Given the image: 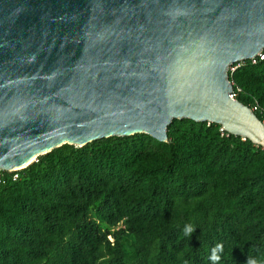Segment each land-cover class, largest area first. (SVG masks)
<instances>
[{
    "label": "water",
    "instance_id": "water-1",
    "mask_svg": "<svg viewBox=\"0 0 264 264\" xmlns=\"http://www.w3.org/2000/svg\"><path fill=\"white\" fill-rule=\"evenodd\" d=\"M262 48L264 0H0V169L182 117L264 146L227 79Z\"/></svg>",
    "mask_w": 264,
    "mask_h": 264
},
{
    "label": "trees",
    "instance_id": "trees-1",
    "mask_svg": "<svg viewBox=\"0 0 264 264\" xmlns=\"http://www.w3.org/2000/svg\"><path fill=\"white\" fill-rule=\"evenodd\" d=\"M253 59L233 68L238 84L264 85V56ZM261 97L235 98L264 106ZM218 126L176 118L165 154L143 132L112 135L60 144L7 172L0 264H264V146ZM138 158L149 167L124 169ZM117 223L132 235L129 248L113 237ZM217 244L223 250L213 262Z\"/></svg>",
    "mask_w": 264,
    "mask_h": 264
},
{
    "label": "rangeland",
    "instance_id": "rangeland-1",
    "mask_svg": "<svg viewBox=\"0 0 264 264\" xmlns=\"http://www.w3.org/2000/svg\"><path fill=\"white\" fill-rule=\"evenodd\" d=\"M241 60H243V59H241ZM241 60H239V61H241ZM239 61L234 62L233 65L230 64L227 67V79L231 83L232 91L234 92V96L233 97L234 98L235 97H245V96H249V95L252 98H256L257 96L261 97L262 96L261 92L264 91V85H262V84H254V83H247V82L246 83H242V84H238L235 81V79L233 78L231 72H232L233 68L238 64ZM261 98H262L261 101L264 102V97H261ZM182 118H188V117H182ZM173 119H176V118H173ZM189 119H191V118H189ZM195 121H197V120H195ZM214 123H216V122H214ZM216 124H218V123H216ZM219 127H220V124L218 126V130H219L220 134H222L223 131L220 130ZM166 129H167V126H166ZM185 133H187V132L183 131L182 133L179 134L178 140H179L181 146H184V144L187 142L188 136ZM145 134L147 135V139L145 138V140L147 141V143H148V145H149V147L151 149L158 148L164 154L166 153V146H167V140H168L167 139V132H166V139L165 140H157L154 137L150 136L149 134H147V133H145ZM152 161H154V162L158 161L159 162V157L155 153H152ZM137 165H142L144 167H149L150 164H147V162L145 160H141V159L138 158V159H127L126 164H124L123 166H124V169L128 171L130 169L135 168ZM9 171H11V170L0 169V177L8 176L7 172H9ZM11 176L14 177L15 173H13V174L11 173ZM225 180H226V175H224L223 177H221L219 179V183H222ZM119 226H120V223H117V224L113 225L111 229L115 230ZM113 237L116 238L117 242L121 243L125 248H129L130 247V242L132 241V235L126 229H117L115 231V234H114ZM109 238H111V236H109Z\"/></svg>",
    "mask_w": 264,
    "mask_h": 264
},
{
    "label": "clouds",
    "instance_id": "clouds-1",
    "mask_svg": "<svg viewBox=\"0 0 264 264\" xmlns=\"http://www.w3.org/2000/svg\"><path fill=\"white\" fill-rule=\"evenodd\" d=\"M184 231H185L186 235H190L194 231V228H192L190 225H188V226H185ZM222 250H223V246L221 244H217L212 249V253H211L209 259L212 260L213 262L219 261L220 256L218 255V253ZM247 264H257V262L255 260H248Z\"/></svg>",
    "mask_w": 264,
    "mask_h": 264
},
{
    "label": "built area",
    "instance_id": "built-area-1",
    "mask_svg": "<svg viewBox=\"0 0 264 264\" xmlns=\"http://www.w3.org/2000/svg\"><path fill=\"white\" fill-rule=\"evenodd\" d=\"M263 49H264V48H262V49L260 50V52H259L258 54H256L255 56H258L259 58H262V57L264 56ZM253 57H254V56L250 57L252 61L254 60ZM230 96H231V97L234 96V92H233L232 90H231ZM249 108H250L253 112H254L255 110L259 112L260 117H258V118H259V120L261 121V123L264 125V106H261V105H259L257 102H254L253 104H251V105L249 106ZM219 128H220V129H223L221 126H220ZM262 146H263V145H262Z\"/></svg>",
    "mask_w": 264,
    "mask_h": 264
},
{
    "label": "bare ground",
    "instance_id": "bare-ground-1",
    "mask_svg": "<svg viewBox=\"0 0 264 264\" xmlns=\"http://www.w3.org/2000/svg\"><path fill=\"white\" fill-rule=\"evenodd\" d=\"M21 166V165H20ZM14 167H18V166H13L12 168H14ZM6 169H8V168H6Z\"/></svg>",
    "mask_w": 264,
    "mask_h": 264
}]
</instances>
